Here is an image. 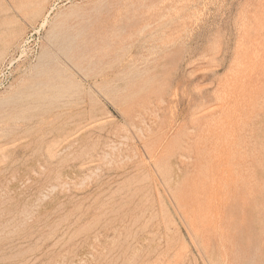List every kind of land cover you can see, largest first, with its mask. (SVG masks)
I'll use <instances>...</instances> for the list:
<instances>
[{"label":"rangeland","instance_id":"374dc122","mask_svg":"<svg viewBox=\"0 0 264 264\" xmlns=\"http://www.w3.org/2000/svg\"><path fill=\"white\" fill-rule=\"evenodd\" d=\"M0 264H264V0H0Z\"/></svg>","mask_w":264,"mask_h":264}]
</instances>
